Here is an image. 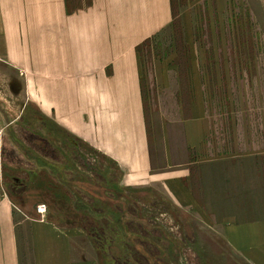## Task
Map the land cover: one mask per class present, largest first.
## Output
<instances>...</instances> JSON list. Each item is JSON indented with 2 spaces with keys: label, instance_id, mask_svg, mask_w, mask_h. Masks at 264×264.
<instances>
[{
  "label": "crops",
  "instance_id": "obj_1",
  "mask_svg": "<svg viewBox=\"0 0 264 264\" xmlns=\"http://www.w3.org/2000/svg\"><path fill=\"white\" fill-rule=\"evenodd\" d=\"M67 2L0 0V55L40 77L47 127L53 120L61 131L51 152L54 135L47 128L44 179L32 184H40L49 206L46 217L0 197V264H114L111 241L126 237L128 229L113 228L112 215L120 211L118 204L129 202V193L140 204L163 203L168 211L161 214H180L201 228L224 221L220 232L234 251L264 264V218L238 222L237 210L215 219L193 191V168L208 156L201 101L183 121L186 146L197 160L174 161L168 145V169H153L138 47L173 23L171 0H91L71 11ZM70 137L105 163L99 170L90 167L87 179L74 176L75 166L65 161L70 150L61 145ZM97 226L104 228L102 234ZM118 242L114 246L125 254L126 243Z\"/></svg>",
  "mask_w": 264,
  "mask_h": 264
},
{
  "label": "rangeland",
  "instance_id": "obj_2",
  "mask_svg": "<svg viewBox=\"0 0 264 264\" xmlns=\"http://www.w3.org/2000/svg\"><path fill=\"white\" fill-rule=\"evenodd\" d=\"M68 1L74 8L91 0ZM173 6L174 22L138 50L153 169H168V145L174 161L197 160L186 146L183 121L199 100L208 121V156L193 168L195 195L215 219L237 210L238 222L264 218V0H173ZM3 35L0 30L2 42ZM30 74L0 57V197L38 214V204H47L40 184L32 185L43 178L42 140L49 128L50 151L57 150L61 131L51 118L47 127L40 77ZM70 138L61 145L70 150L65 161L75 166L74 176L87 179L90 167L105 163ZM135 196L129 193V202L112 215L113 228L128 229L126 237L111 241L114 264H254L220 232L224 221L201 228L180 214H161L168 211L163 203L140 204ZM97 228L102 234L104 228ZM121 240L125 254L114 246Z\"/></svg>",
  "mask_w": 264,
  "mask_h": 264
},
{
  "label": "built area",
  "instance_id": "obj_3",
  "mask_svg": "<svg viewBox=\"0 0 264 264\" xmlns=\"http://www.w3.org/2000/svg\"><path fill=\"white\" fill-rule=\"evenodd\" d=\"M48 212V205L46 203H40L37 206V213L44 217Z\"/></svg>",
  "mask_w": 264,
  "mask_h": 264
},
{
  "label": "trees",
  "instance_id": "obj_4",
  "mask_svg": "<svg viewBox=\"0 0 264 264\" xmlns=\"http://www.w3.org/2000/svg\"><path fill=\"white\" fill-rule=\"evenodd\" d=\"M90 3H91V1H90ZM90 3H88V4H90ZM171 5H172V11L174 10L173 8H174V6H173V0H171ZM67 6H68V10H72L73 8L70 6V4H69V1L67 2ZM173 17H174V12H173ZM174 22V21H173ZM149 41V40H148ZM148 41H146V42H148ZM146 42H144V43H146ZM143 43V44H144ZM142 44V45H143ZM142 45H140L139 47H138V50L140 51V47L142 46ZM143 76H144V70H143V72H142V82H143Z\"/></svg>",
  "mask_w": 264,
  "mask_h": 264
}]
</instances>
